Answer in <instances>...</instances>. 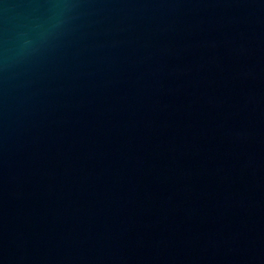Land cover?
Returning <instances> with one entry per match:
<instances>
[{
    "label": "water",
    "instance_id": "obj_1",
    "mask_svg": "<svg viewBox=\"0 0 264 264\" xmlns=\"http://www.w3.org/2000/svg\"><path fill=\"white\" fill-rule=\"evenodd\" d=\"M0 264H264V0H0Z\"/></svg>",
    "mask_w": 264,
    "mask_h": 264
}]
</instances>
